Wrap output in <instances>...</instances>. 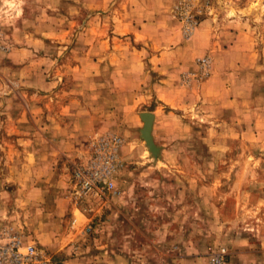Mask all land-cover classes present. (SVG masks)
I'll return each instance as SVG.
<instances>
[{"label":"rangeland","instance_id":"obj_1","mask_svg":"<svg viewBox=\"0 0 264 264\" xmlns=\"http://www.w3.org/2000/svg\"><path fill=\"white\" fill-rule=\"evenodd\" d=\"M109 134L117 194L76 201ZM4 229L50 264H264V0H0Z\"/></svg>","mask_w":264,"mask_h":264},{"label":"built area","instance_id":"obj_2","mask_svg":"<svg viewBox=\"0 0 264 264\" xmlns=\"http://www.w3.org/2000/svg\"><path fill=\"white\" fill-rule=\"evenodd\" d=\"M121 139L113 134L92 139L84 156L72 164L70 195L76 201L93 203L107 201L117 194L118 149ZM225 249L216 253L209 264H224ZM50 256L34 242L13 232L0 231V264H50Z\"/></svg>","mask_w":264,"mask_h":264},{"label":"water","instance_id":"obj_3","mask_svg":"<svg viewBox=\"0 0 264 264\" xmlns=\"http://www.w3.org/2000/svg\"><path fill=\"white\" fill-rule=\"evenodd\" d=\"M141 119L144 123V127L142 130V137L146 141V143L149 146V148L151 149V151H154V146H153L152 139L150 136L153 116L149 113H143V114H141Z\"/></svg>","mask_w":264,"mask_h":264},{"label":"crops","instance_id":"obj_4","mask_svg":"<svg viewBox=\"0 0 264 264\" xmlns=\"http://www.w3.org/2000/svg\"><path fill=\"white\" fill-rule=\"evenodd\" d=\"M154 120H156V118H154ZM68 141V140H67ZM66 141V143H67ZM72 140H69L68 142H71ZM54 144H56L57 142L53 141ZM68 144V143H67ZM32 149L35 152L34 154V158L37 160L38 158H47V159H51L54 156V153H52L50 150H48L47 152H43L42 149L40 150L39 148V143H33L32 145ZM55 146V145H54ZM39 149V150H38Z\"/></svg>","mask_w":264,"mask_h":264}]
</instances>
